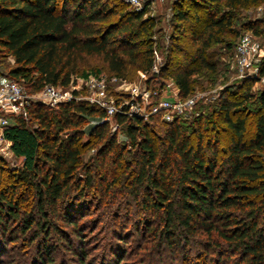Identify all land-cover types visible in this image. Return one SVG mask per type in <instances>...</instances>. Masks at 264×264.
<instances>
[{
	"label": "trees",
	"instance_id": "obj_1",
	"mask_svg": "<svg viewBox=\"0 0 264 264\" xmlns=\"http://www.w3.org/2000/svg\"><path fill=\"white\" fill-rule=\"evenodd\" d=\"M201 1L209 8L204 31L191 28L201 21L196 10L200 6L191 12L174 6L180 27L189 23L184 31L191 44L183 49L171 42L153 71V23L142 18L147 5L126 9L120 0H0V52L13 58L12 64L2 61L0 53V73L34 93L45 85L68 86L72 76L101 73L97 68L78 70L83 55H100L108 77L123 79L135 68L147 74L144 86L157 92L154 99L168 80L185 98L204 88L196 76L212 81L216 64L209 49L230 30L233 11L262 0ZM246 27L256 35L263 32L258 24ZM175 48L182 52L180 57ZM172 62L176 69L169 67ZM261 76L264 54L257 76L241 81ZM231 95H222L212 115L199 113L190 122L181 115L165 121L159 115L143 119L116 113L113 119L128 138L126 146L116 143L109 121L102 120L105 112L87 101L70 99L51 106L33 101L25 117L10 116L3 129L22 164L6 169L0 159V243L8 246L28 238L36 247L34 262L48 264L49 236L54 232L67 252L85 264L82 229L68 201L73 193L98 188L104 199L126 198L152 216L136 229L141 232L136 243L140 261L264 264V88L257 94L247 88L237 98ZM93 116L101 120L87 133L91 142L103 141L101 162L111 153V165L99 169L82 159L88 148L82 139L84 125ZM222 134L226 139L219 144ZM56 220L70 230H61ZM118 253L114 245L104 257Z\"/></svg>",
	"mask_w": 264,
	"mask_h": 264
},
{
	"label": "rangeland",
	"instance_id": "obj_2",
	"mask_svg": "<svg viewBox=\"0 0 264 264\" xmlns=\"http://www.w3.org/2000/svg\"><path fill=\"white\" fill-rule=\"evenodd\" d=\"M120 2L126 9L134 8L128 0H120ZM174 6H178L181 9L189 8L190 12L195 11L194 7L200 6L196 10L200 11L199 15L201 21L192 23L191 28L198 33L204 31V14L205 10L209 8L205 9L201 0H161L147 6L142 18L153 23L151 30L153 31L152 39H154V62H157V68L162 64L165 58L166 48L171 42L182 46L183 49H186L191 44L188 41V34L184 31V29H187L189 23L186 24V22H184V25H186H181L180 27V22L174 17ZM233 14L234 18L230 30L219 35L220 41L212 44L209 49L210 58L216 64V71L210 76L212 81L206 82L203 81L202 75L196 76V78L201 81L204 88L195 91V93L198 94L196 104L181 114V118L185 119L187 122H190L191 118L199 113H203L204 115V113L209 112L212 115V111L216 107L215 104L217 105L218 100L222 95H226V93L232 94V98H237L239 97V93H243L247 88L255 94L264 88V76H261L254 82L244 83L241 81L243 78H254V75L253 77H241L239 75V70L236 68L235 64L233 48L234 44L237 43L238 35L242 32L250 31L253 41L257 43L261 50V55L264 54V0L260 1L258 4H250L246 7L236 8ZM250 24H258L259 29L263 30V32L256 35L252 32L251 28L246 27ZM174 35H178L179 38L178 40L171 41L170 37ZM0 53L2 54V61H7L12 64L13 58L11 56L5 55L4 52ZM174 53L178 57L182 55V52L178 51L177 48H175ZM78 65L79 72L82 70H89L90 68H97L108 77L105 69L106 63L102 60L100 55H83ZM169 67L171 69L177 68L173 62ZM205 73H208V71ZM78 77L79 76H72V80L68 86H59L58 88L62 91L73 90V93L83 100V98L90 93L83 82V78L81 77L80 81L77 79ZM146 78L147 74L145 72L130 68L126 77L122 79L123 82L110 83V98L116 102L127 100L129 87L133 85H137L141 88L145 87L144 80H146ZM72 84L77 87H72ZM235 91H238L237 94H233ZM39 92H41V90L32 93L35 95L36 101L51 106L46 99L41 96L38 97ZM100 120L101 119L98 117H89L84 125V135L82 138L88 145V148H85L83 152V163L88 165L97 164L98 169L101 168L102 165H111V158H109L111 153H106L107 155H105L108 157H106L105 162H101L102 155L99 153V149L103 141L91 142L87 133L89 127L98 123ZM111 121H114L113 117L109 119V128L110 131L115 134L116 143L120 146L129 144L128 138L125 136L123 130L118 131L117 129H111ZM248 128H251L250 124ZM220 138L221 142H219V144L223 143L226 139V135L222 134ZM1 145H4V142L0 141V146ZM0 159L1 165L6 169H17L22 164L21 158L15 157L10 148L5 150L0 149ZM262 159L264 160V151ZM79 176L82 179L85 178V175L82 173H79ZM94 179L95 185H98L99 175H95ZM97 189L98 188L95 190L89 188L83 195L73 193L68 201V205L72 206L71 215L75 217L79 227L82 229L81 236L88 252L85 264H116L121 257L122 259L119 264H151L152 262L140 261L141 250H137L136 243L139 241L138 238L141 232H136V229L139 226V228L142 229L143 224L146 223V219H150L152 216L148 215L147 212H140L136 203L134 201L129 202L126 198L122 199L118 197L117 201H108L103 198V195L100 194ZM79 196H81V198ZM55 225L66 233L70 230L69 226L59 220H56ZM115 233L122 235L123 240L116 238ZM68 237L73 239L72 236ZM49 239L50 246L47 251L49 256L47 255V257L52 258V260H50L48 264H80L75 257H72L70 253L67 252L66 246L59 243V239L54 232L50 234ZM74 244H76V242H74ZM114 245L119 249V253L114 256L115 258L111 257V255L104 257L105 253L110 252ZM35 248V244H28V238L24 237L17 240L15 244L12 243L8 246L0 243V264H36L34 262L35 258L33 257ZM201 261L202 260L194 263L200 264ZM207 264H209V260Z\"/></svg>",
	"mask_w": 264,
	"mask_h": 264
},
{
	"label": "built area",
	"instance_id": "obj_3",
	"mask_svg": "<svg viewBox=\"0 0 264 264\" xmlns=\"http://www.w3.org/2000/svg\"><path fill=\"white\" fill-rule=\"evenodd\" d=\"M135 9H141L144 5L161 0H128ZM235 64L241 77H256L261 61V50L257 43L253 41L250 32H243L234 47ZM157 62L153 64L152 70L157 71ZM85 86L89 91L83 100L102 109L105 114L102 120H108L114 114L120 113L127 116H137L148 119L151 115H159L165 121H171L175 117L192 108L197 101L198 94L193 93L185 98L178 96V90L171 80L165 81L162 94L154 99L156 91H151L146 87L133 85L129 87L128 99L116 102L110 98V83L122 81V79L111 76L107 77L101 73H91L87 77H82ZM81 81V77H78ZM72 87H77L72 84ZM75 92V91H74ZM42 97L51 105L70 99L81 100L73 90L62 91L58 87L45 85L38 97ZM35 95L25 91L24 87L13 78L0 73V141L4 145L1 150L9 149L10 142L3 137V129L9 123L10 116L27 115L28 108L33 101H36ZM111 129H117L118 123L110 122Z\"/></svg>",
	"mask_w": 264,
	"mask_h": 264
}]
</instances>
